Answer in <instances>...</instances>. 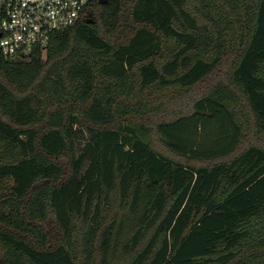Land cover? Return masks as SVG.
Wrapping results in <instances>:
<instances>
[{
    "label": "trees",
    "instance_id": "obj_1",
    "mask_svg": "<svg viewBox=\"0 0 264 264\" xmlns=\"http://www.w3.org/2000/svg\"><path fill=\"white\" fill-rule=\"evenodd\" d=\"M90 13L0 62V264H264V0Z\"/></svg>",
    "mask_w": 264,
    "mask_h": 264
},
{
    "label": "built area",
    "instance_id": "obj_2",
    "mask_svg": "<svg viewBox=\"0 0 264 264\" xmlns=\"http://www.w3.org/2000/svg\"><path fill=\"white\" fill-rule=\"evenodd\" d=\"M100 0H0V62L25 59L51 34L91 17Z\"/></svg>",
    "mask_w": 264,
    "mask_h": 264
},
{
    "label": "rangeland",
    "instance_id": "obj_3",
    "mask_svg": "<svg viewBox=\"0 0 264 264\" xmlns=\"http://www.w3.org/2000/svg\"><path fill=\"white\" fill-rule=\"evenodd\" d=\"M198 93H199V91H198ZM251 140L264 147V138H252Z\"/></svg>",
    "mask_w": 264,
    "mask_h": 264
},
{
    "label": "water",
    "instance_id": "obj_4",
    "mask_svg": "<svg viewBox=\"0 0 264 264\" xmlns=\"http://www.w3.org/2000/svg\"><path fill=\"white\" fill-rule=\"evenodd\" d=\"M109 0H100V3L101 4H106ZM89 23H92L93 22V19H92V16L89 17V20H88ZM128 150V149H127Z\"/></svg>",
    "mask_w": 264,
    "mask_h": 264
}]
</instances>
